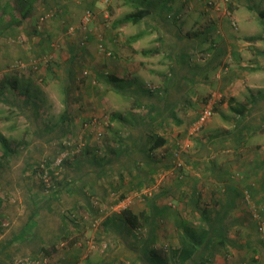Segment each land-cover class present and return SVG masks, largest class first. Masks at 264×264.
<instances>
[{"label": "rangeland", "instance_id": "1", "mask_svg": "<svg viewBox=\"0 0 264 264\" xmlns=\"http://www.w3.org/2000/svg\"><path fill=\"white\" fill-rule=\"evenodd\" d=\"M131 2L28 0L27 17L12 30L3 29V15L0 134L14 152L4 156L0 145V264H150L141 252L146 242L165 264H191L173 253L179 220L209 227L203 209L215 234L205 264H264V119L245 129L237 147L238 116L228 102L248 104L258 89L264 106V73H248L250 56L241 73L180 78L187 73L142 53L157 45L152 34L132 45L138 26H113L135 9ZM195 5L243 7L255 16L251 32L264 33L248 8L264 0ZM261 47L264 54V41ZM205 106L212 115L198 126ZM148 134L166 138L153 161L140 152ZM122 209L139 215L141 225L130 229ZM156 211L155 222L146 219Z\"/></svg>", "mask_w": 264, "mask_h": 264}, {"label": "crops", "instance_id": "2", "mask_svg": "<svg viewBox=\"0 0 264 264\" xmlns=\"http://www.w3.org/2000/svg\"><path fill=\"white\" fill-rule=\"evenodd\" d=\"M155 1L161 3L152 6L147 16L135 24L128 23L138 26L139 29L135 35L134 33L131 34L132 36L129 35L132 45L143 35H153L151 41L157 45L147 53L146 57H156L155 63L167 62L176 73H187L185 78L189 82L196 81L198 76L193 77L194 73H202L200 79L208 78L211 73H241L240 64L245 65L246 59L250 56L252 58L250 61L254 63L250 64L248 73H264V54L260 51L264 33L259 34L261 37L256 38L255 41L249 38L255 36V33L251 32L255 22L253 12L243 11L242 6V8L232 6L226 12L220 9L205 10L203 5L199 7L195 5L202 0ZM232 19L235 23H232ZM127 26L123 24L118 26V29ZM245 46H248V50ZM201 50L209 57L204 63H202L204 59L198 56ZM192 56H195L199 62L193 61ZM133 71L134 69L131 73ZM227 83L228 81H225V84ZM225 90L229 92L230 88ZM256 92L259 96L252 97L248 104L242 103L247 109L246 114L247 111L250 114L246 116V120L250 121L249 129L251 127L256 129L260 124L256 119L260 122L264 119L261 90L256 89Z\"/></svg>", "mask_w": 264, "mask_h": 264}, {"label": "trees", "instance_id": "3", "mask_svg": "<svg viewBox=\"0 0 264 264\" xmlns=\"http://www.w3.org/2000/svg\"><path fill=\"white\" fill-rule=\"evenodd\" d=\"M26 1H28V0H4V3L0 4V21L2 20V17L4 14L7 17L6 25L3 27V29L12 30L14 26H18V25L22 24L23 20L27 17V15L30 11L29 7L24 8V3ZM130 1H132L131 3L135 9L124 14L120 18L116 19L113 22L114 27L121 26L123 24H128V23L135 24V23L139 22L140 20H142L145 16H147L149 14V12L151 11L152 6H153L150 4V2H146L145 0H129L128 2H130ZM205 1H206V3L208 2V0H205ZM249 2H251V0H249ZM13 3H15V5ZM145 3H148V4H145ZM158 3H161V2L156 1V4H158ZM20 5L24 8V10L23 9H19V11L17 10L20 7ZM229 8H230V6H229ZM248 8L251 10H255L257 17L261 20L262 27L264 30V9H262V8L260 9L257 6H255V8H254L251 5H248ZM15 10H17L19 13H17ZM87 10H89V9H87ZM2 31L3 32H0V33L5 32V30H2ZM249 38L256 39L259 37L254 36V37H249ZM150 51H152V50H149V49L143 50L142 53L143 54L145 53V55H147V53H149ZM202 51L203 50H201L200 52L202 53V55H204L205 51L204 52H202ZM185 76L186 75L181 76L180 78L184 79ZM111 79L115 80L116 82H120L122 80V79H117V77H115V76H111ZM191 81H193V80H191ZM127 83L131 84L132 82L130 81ZM16 84H17V81H15V83L13 85H11V87L12 88L16 87L17 86ZM4 90H5V87L0 86V100L7 103V101L3 97L4 96ZM130 91H133L132 93H135V95L138 94V91L136 89L132 90V88H130ZM146 91L149 92L148 90H146ZM136 97H139V95H137ZM135 101L137 103H139L138 100H135ZM228 102L230 103V105H229L230 109L238 116V120H237L238 123L237 124L239 126H238V129L236 131V135L233 138V141L235 142V146L238 147L239 143L242 141V139L244 137L245 129L246 130L249 129V127H248L249 123H248V121H246V116L244 115L246 113L247 109H246L244 104L237 102L234 97L230 96L228 98ZM232 102H236V105H232ZM14 106L17 108H21V106L19 104L14 103ZM171 108L172 107H170L169 109H171ZM197 119H198V117H197ZM177 122L180 123L179 120ZM241 123H242V126L240 125ZM250 129H252V127ZM165 143H166L165 137L157 135V134H148L146 139H144L142 147L140 148V152L142 154H144L147 157V159H149L150 161H153V158H152L153 150L159 146L164 145ZM0 145L3 148L2 149V155L10 156L11 154H13L14 149L12 147H10L8 139L1 134H0ZM47 164H48V162H47ZM44 168H45V165H41L39 163L38 172L41 171L43 173ZM210 172H214L213 169H210ZM49 173L52 174L51 171H49ZM137 182H138L137 187L139 188V186L142 185L143 181L140 179ZM252 189H253V187L250 186V190H252ZM230 190L236 191V188L231 187ZM239 192L240 191L237 190L236 195L239 194ZM3 203H4V201L0 197V204H3ZM227 203L229 206L230 201H228ZM224 211L226 212L227 210H224ZM207 213H208V210H206V209L202 210V214L205 215L204 217H206L211 224V225H209V227H202V226H198V225H193L185 219L179 220V225H180L179 227H180L181 235L179 238V246L174 249L173 253H175L177 255L178 261L180 263L190 261L191 264H205V262L201 259V257L203 255H205L207 251L211 250L212 243L214 244V242H215L214 241V237H215L214 228H213L212 223H211V218H209L207 216ZM160 214H161L160 211L159 212L156 211L153 214V216H151V217L147 216L146 219L152 220V222L153 221L155 222L154 217L159 216ZM120 218L122 219L123 223L128 224L130 229L137 228L138 226L141 225V223L139 221L140 216L133 213L129 209H122L120 211ZM30 222L33 225H35V222H33L32 220H30ZM18 234H19V237L21 236V238H25V236H27L26 234H22V233H18ZM218 242H220V241H218ZM46 252H48V251H46ZM141 252L147 256L148 260L150 261L149 262L150 264H165V260L161 259L159 257V255H157L155 249L149 243L146 242L144 244V246L141 249ZM155 261H158L159 263H155ZM71 264H74V263H71Z\"/></svg>", "mask_w": 264, "mask_h": 264}, {"label": "built area", "instance_id": "4", "mask_svg": "<svg viewBox=\"0 0 264 264\" xmlns=\"http://www.w3.org/2000/svg\"><path fill=\"white\" fill-rule=\"evenodd\" d=\"M89 14V11H88ZM212 115V109L210 106H205L201 112L199 113L198 119H197V125L200 126L202 125L207 119L210 118ZM7 225V224H4Z\"/></svg>", "mask_w": 264, "mask_h": 264}]
</instances>
